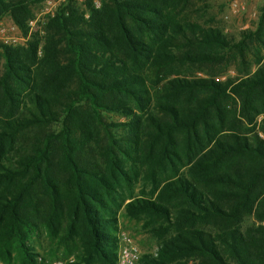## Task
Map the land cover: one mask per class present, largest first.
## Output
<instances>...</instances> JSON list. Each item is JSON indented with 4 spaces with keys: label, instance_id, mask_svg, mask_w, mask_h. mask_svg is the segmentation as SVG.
<instances>
[{
    "label": "trees",
    "instance_id": "1",
    "mask_svg": "<svg viewBox=\"0 0 264 264\" xmlns=\"http://www.w3.org/2000/svg\"><path fill=\"white\" fill-rule=\"evenodd\" d=\"M43 1L0 0V17L28 36ZM193 2L70 0L42 37L0 42L5 264H38L28 242L41 227L73 242L75 264H117L119 206L160 239L140 264H264V65L226 82L183 76L234 46L189 19ZM260 12L239 50L263 42ZM246 216L259 224L244 229Z\"/></svg>",
    "mask_w": 264,
    "mask_h": 264
},
{
    "label": "rangeland",
    "instance_id": "2",
    "mask_svg": "<svg viewBox=\"0 0 264 264\" xmlns=\"http://www.w3.org/2000/svg\"><path fill=\"white\" fill-rule=\"evenodd\" d=\"M73 1H76L81 11H86L87 0ZM68 2L70 0L62 3V6L58 10L63 8ZM93 2L98 7L101 5V0H93ZM263 5L264 0L253 1L252 8H255L259 12L258 16H260V8ZM34 12L35 19L29 23L30 29L28 36H25L10 16L4 15L0 17L3 22V28L5 29V35L13 39L15 45H24L26 40L33 34L39 35V37L44 35L45 19L51 15L46 0L35 5ZM225 12L226 4L224 0H194L192 9L190 8L189 19L197 22L204 28L221 29L225 37L234 46L230 51H218L221 54V60L217 63L205 65L188 64L181 67V74L183 76L214 78L226 82L228 80H239L251 76L261 65H264V37L263 42L256 39L246 41L245 45L239 50L235 46H238L237 44L242 40L241 33L245 30H242L240 27L243 26L242 22H246V19L245 17H241L227 22L223 19ZM230 104H232V101H230ZM104 114L105 119L109 123L126 121L120 115L114 113ZM262 118L263 116L257 118L258 124H260ZM118 132H123V130L119 129ZM260 134L264 137L263 133ZM118 135L120 136L122 134L118 133ZM141 188V184L136 187V194H140ZM146 190L148 192L150 186ZM115 218L117 220L116 225L110 229V232L112 236L116 237L117 241H120L123 237L131 238L140 248L142 256L157 252L160 239L155 233L153 226L147 224L148 221L146 219L128 218L122 206L121 208L120 206L115 208ZM258 224L259 222L256 221L254 216H246L243 220L244 229L257 226ZM63 236H65L64 233H60L59 237L52 239L46 229L41 227L40 230L31 233L28 244L33 248L38 258H42L46 264H52L57 261L66 262L71 257L79 261L81 251L75 248L71 240L69 242H62L60 239Z\"/></svg>",
    "mask_w": 264,
    "mask_h": 264
},
{
    "label": "built area",
    "instance_id": "3",
    "mask_svg": "<svg viewBox=\"0 0 264 264\" xmlns=\"http://www.w3.org/2000/svg\"><path fill=\"white\" fill-rule=\"evenodd\" d=\"M66 0H46V4L50 8L51 15L58 12V9L65 3ZM228 7L233 13H237L244 8L243 0H226ZM0 42L7 46H16L14 40L5 35V29L3 28V22L0 19ZM142 253L140 248L129 237H123L118 241L117 251V264H140ZM76 259L74 257L69 258L66 262L57 261L52 264H75ZM0 264H5L0 260ZM38 264H46L42 258H38Z\"/></svg>",
    "mask_w": 264,
    "mask_h": 264
},
{
    "label": "crops",
    "instance_id": "4",
    "mask_svg": "<svg viewBox=\"0 0 264 264\" xmlns=\"http://www.w3.org/2000/svg\"><path fill=\"white\" fill-rule=\"evenodd\" d=\"M253 1L256 0H243L244 8L238 11L237 13H233L232 10L228 7L226 0H224V3L226 4V12L223 15V19L227 22H230V20L232 19L245 17L246 22H242L243 26L240 28L245 31L251 29L255 30L258 26L261 12H260V16H258L259 12H257L255 8H252Z\"/></svg>",
    "mask_w": 264,
    "mask_h": 264
}]
</instances>
